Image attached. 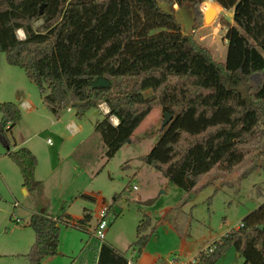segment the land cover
Wrapping results in <instances>:
<instances>
[{
	"label": "trees",
	"instance_id": "1",
	"mask_svg": "<svg viewBox=\"0 0 264 264\" xmlns=\"http://www.w3.org/2000/svg\"><path fill=\"white\" fill-rule=\"evenodd\" d=\"M217 1L234 8L236 22L225 33V60H218L194 34L184 33L174 11L161 4L192 3L196 30L203 23L204 0H0V51L25 70L53 113L71 105L81 115L105 100L108 114L119 119L114 124L107 115L95 125L108 158L130 141L155 106L172 113L141 158L190 193L212 168L228 172L244 162L245 147L264 135V0ZM38 18L43 21L34 27ZM101 77L110 84L93 86ZM146 89H152L150 96ZM0 111L9 122L5 127L0 121L5 153L18 166L26 190H32L39 185L36 156L26 146L10 149L6 134L19 119V108L13 101H1ZM145 216L133 243L139 251L150 239V233H142L151 225L150 215ZM72 219L77 226L87 225L91 215L30 214L27 224L35 237L27 253L29 264H41L42 257L57 253L60 224ZM262 224L264 202L242 225L211 242L212 251L202 249L195 264L214 263L230 245L246 263L264 264ZM97 264L138 263L104 241Z\"/></svg>",
	"mask_w": 264,
	"mask_h": 264
},
{
	"label": "rangeland",
	"instance_id": "2",
	"mask_svg": "<svg viewBox=\"0 0 264 264\" xmlns=\"http://www.w3.org/2000/svg\"><path fill=\"white\" fill-rule=\"evenodd\" d=\"M161 4L174 11L183 25L184 33L194 34L218 60L226 59L228 42L225 33L230 25L236 24L233 7L226 8L217 0H204L200 5L203 23L193 30L195 13L192 3L183 6ZM211 6H216L217 12L206 19L205 12ZM42 21L43 18H38L32 24L37 27ZM17 30L23 29H16L18 36L22 37ZM144 94L150 96L152 89L144 90ZM23 100H28L32 106L27 108L22 104ZM1 101H13L19 108L20 117L11 133L8 130L6 134L10 142L15 140L35 154L37 170L34 175L41 180L42 190L36 187L25 194L22 192L24 185L20 170L4 153L5 146L0 139V264H29L27 253L35 234L27 224V206L35 207L43 203L47 205V211L58 215L61 205L70 202L72 212L81 213L84 202L76 196L82 191L101 190L111 200L117 191L123 189L115 209L107 216L109 224L103 240L113 238L124 249L137 240L140 218L151 215L152 226L142 231L151 233L165 208H171L168 214L171 217L175 211L178 232L176 228L161 222L155 228L158 235L153 236L149 245L147 241L143 246H148L151 253L160 254V259L168 262L179 254H189L188 257L193 258L191 254H198L201 246L236 227L250 211L264 202V135L259 141L245 147L248 155L244 162L228 172L212 168L201 176L196 191L186 193L183 188L170 182L159 169L141 158V155L151 150L159 137V129L165 118L160 105L155 106L143 119L130 141L107 159V145L95 129L96 120L109 115L99 105L105 100L81 115L76 113V108L68 110L67 107L62 108V112L60 109L58 113H53L25 70L9 63L5 53L0 51ZM2 116L0 111V120ZM72 120L80 127L78 130L69 124ZM106 161L96 178L83 170L87 169L85 164L90 162L100 168ZM123 196L128 198L123 200ZM140 196L145 201L133 200ZM121 207L123 212L117 215ZM101 241L92 230L66 224L61 227L60 224L57 253L42 257L41 264H63L70 255L74 258L71 264H85L83 258H94ZM190 243L192 249L184 250L183 253L182 248L188 247ZM65 249H76L78 252L70 254ZM243 261L244 257L239 255L236 247L230 245L212 264H241Z\"/></svg>",
	"mask_w": 264,
	"mask_h": 264
},
{
	"label": "crops",
	"instance_id": "3",
	"mask_svg": "<svg viewBox=\"0 0 264 264\" xmlns=\"http://www.w3.org/2000/svg\"><path fill=\"white\" fill-rule=\"evenodd\" d=\"M41 96H42V94H41ZM26 101L28 102L27 108H30L32 106L31 103L28 100H26ZM71 108H74V107L71 106V105L67 106V109L68 110H70ZM63 110L64 109H61V112ZM102 118H98L96 120V123H97L98 120H101ZM2 119H3V116H2ZM2 119L0 120L1 122H2ZM2 123L5 124V127H7L9 125V122H6L5 120ZM71 123H74L76 125L77 130L80 128L78 126V124L74 120H72V122H70L69 124L72 125ZM96 123H95V125H96ZM12 127H11V130L9 131L10 133L12 131ZM20 146H23V145L17 144L16 141L14 140L11 143V145H10V149L15 150V149H17ZM4 153H5V151H4ZM107 159H109V158H107ZM106 163H107V161L100 168H97V167H94L92 165V162H90L89 164H85V166L87 167V169H83V170L86 173L91 174L90 176L92 178H96L97 174L101 170H103L102 168L106 165ZM61 168H62V162H61ZM35 170H37V167H36ZM37 180L39 181V185L37 186V188L39 190H42L41 180H39V179H37ZM21 189H22V192L24 194L27 193V190H26V188L24 186ZM164 190L165 189H162V191H164ZM164 192H166V190ZM122 193H123V189H121L120 191H117V193L112 197V199L109 200V199L106 198V195L101 190L100 191L99 190L98 191L97 190L82 191V192L77 193V196H76L77 198H80L82 200V203L84 202L83 209H82L81 213H74V212H72V210H71V204L72 203H70V202L69 203H66V204L62 203L64 205H61V212L64 211V212H67L70 215L79 216L80 218L83 217V215L85 213H89L91 215V219L88 222V224L87 225L80 224L79 227L82 230L84 229V230H88V231H90V230L93 231L94 225H95V223H96V221L98 219V216H99L100 206L102 205V203L105 202V203H108L109 204L110 213H111V211L115 209V203L118 202V199L120 198V195ZM127 198L125 196H123L122 199L123 200H126ZM133 200H135L136 202L137 201H140V202L141 201H145L142 196H140L139 199L133 198ZM136 202H134V204H136ZM181 208H182V206H181ZM170 209L171 208H169V209L165 208L164 214L162 215L161 218H159V221L158 220L156 221V223H155L154 226L157 228V225L162 222L164 224H168L173 229L176 228L175 230L178 232V228L176 227V224H175L177 222L176 219H175L176 216H177V214L174 211V212H172L173 213L172 217L170 215L168 216L169 212L171 211ZM47 210H48L47 205H44L43 203H40L39 205H36L35 207H29V206L26 207V212L28 214L27 215L28 217L30 216L31 213L36 212V211L37 212H43V213L48 214V215H51V216H55V214L50 213V211H47ZM122 210H123V207H121V209L119 210V212L117 213V215L121 214L123 212ZM140 220H141V218L139 219V222L137 224V227H138V225L140 223ZM240 223L236 227H238L240 225ZM152 224L153 223H151V226H152ZM155 230H153L150 233L151 236H150V240H149L148 245L150 244L151 240L153 239V236L154 235H158L157 231H155ZM227 232L228 231H226L225 233H222L221 235H218V236L214 237L207 244L201 246L200 249H198L199 252L202 249H204L206 246H208L214 240H217L218 238H221ZM137 238H138V230H137ZM184 240H185V238H184ZM104 241L105 242H108V243H111L114 246H116L117 248H119L122 251H124L126 253L127 257L129 258V260L135 261L138 264H170L171 263V262H168L167 260L166 261L161 260L160 259V256H161L160 254H153V253H151L149 251L150 248L148 246L142 247V249L139 251L138 246L133 245V243H130L128 245V247L126 249H124L123 247H120L119 245H117L115 243L116 241H114L113 238H112V240H102L100 242V245L98 246V251L100 249V246H101L102 242H104ZM81 244H83V243H81ZM81 248H83V247H80V249ZM187 249H190V250L192 249V244L191 243L189 244L188 247L182 248V252L184 253V250H187ZM65 252H68V253L70 252V254H73L74 252L77 253L78 251H76V249H72V251H67V249H65ZM71 252H73V253H71ZM188 255L189 254H179L178 256H176L175 258H173V259H175V261L173 263H171V264H195L194 259H195V257H196L197 254H191V256H193V258L192 257H188ZM72 258H73V256L70 255L69 257H67L65 259V261L63 262V264H71ZM97 259H98V253L96 255H94V258L92 257L90 260H87V259L83 258V262H85V264H97ZM73 260H74V258H73ZM80 264H82V263H80ZM241 264H250V263H246L245 260H244Z\"/></svg>",
	"mask_w": 264,
	"mask_h": 264
},
{
	"label": "built area",
	"instance_id": "4",
	"mask_svg": "<svg viewBox=\"0 0 264 264\" xmlns=\"http://www.w3.org/2000/svg\"><path fill=\"white\" fill-rule=\"evenodd\" d=\"M22 104L26 105L28 104V102L26 100L22 101ZM100 108H102L105 112L109 113L110 112V107L108 105V103L106 101H102L99 103ZM110 120L112 123L117 124L119 119L113 114L110 117ZM72 126L74 127V129L76 128V125L74 123H71ZM47 141H49V139H47ZM134 187L136 188L137 186L134 185ZM110 212V207L108 203H102V205L100 206V211H99V216L98 219L94 225L93 231L94 234L101 238L104 239L107 233V229H108V218L107 216L109 215ZM75 218H78L79 216H74ZM66 225H70V226H77V221L74 219L70 220V221H66L65 223ZM242 225V222L240 223ZM207 251H212L213 250V246H211L210 244L208 246H206L204 248ZM199 254V253H198ZM198 254L196 255L194 261L195 263L198 261ZM175 261V259L170 260L171 263H173Z\"/></svg>",
	"mask_w": 264,
	"mask_h": 264
},
{
	"label": "water",
	"instance_id": "5",
	"mask_svg": "<svg viewBox=\"0 0 264 264\" xmlns=\"http://www.w3.org/2000/svg\"><path fill=\"white\" fill-rule=\"evenodd\" d=\"M42 6H43V4L40 6V10H42ZM211 10H213V8H210L209 10H207L205 12V18L206 19H208L211 16V14H212ZM109 84H110V81L104 77H101L97 81L93 82V86H108ZM171 118H172V113L165 112V118H164L162 125H165L166 123H168ZM191 193H193V192H191ZM261 227L263 228L264 224H262Z\"/></svg>",
	"mask_w": 264,
	"mask_h": 264
},
{
	"label": "clouds",
	"instance_id": "6",
	"mask_svg": "<svg viewBox=\"0 0 264 264\" xmlns=\"http://www.w3.org/2000/svg\"><path fill=\"white\" fill-rule=\"evenodd\" d=\"M17 31H18V33H19L20 36L23 37L25 35L24 32H23V30H17Z\"/></svg>",
	"mask_w": 264,
	"mask_h": 264
},
{
	"label": "bare ground",
	"instance_id": "7",
	"mask_svg": "<svg viewBox=\"0 0 264 264\" xmlns=\"http://www.w3.org/2000/svg\"><path fill=\"white\" fill-rule=\"evenodd\" d=\"M77 128H75V130H76Z\"/></svg>",
	"mask_w": 264,
	"mask_h": 264
}]
</instances>
